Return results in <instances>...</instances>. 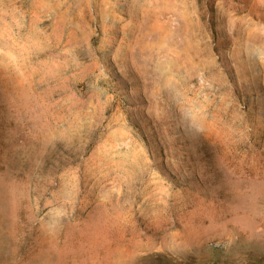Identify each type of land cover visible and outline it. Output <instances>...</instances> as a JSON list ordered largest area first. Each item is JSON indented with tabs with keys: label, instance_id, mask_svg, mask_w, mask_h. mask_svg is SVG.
<instances>
[{
	"label": "rangeland",
	"instance_id": "374dc122",
	"mask_svg": "<svg viewBox=\"0 0 264 264\" xmlns=\"http://www.w3.org/2000/svg\"><path fill=\"white\" fill-rule=\"evenodd\" d=\"M0 264H264V0H0Z\"/></svg>",
	"mask_w": 264,
	"mask_h": 264
}]
</instances>
